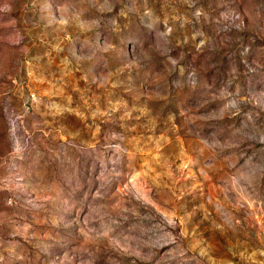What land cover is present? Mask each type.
Instances as JSON below:
<instances>
[{"label":"rangeland","instance_id":"374dc122","mask_svg":"<svg viewBox=\"0 0 264 264\" xmlns=\"http://www.w3.org/2000/svg\"><path fill=\"white\" fill-rule=\"evenodd\" d=\"M0 264H264V0H0Z\"/></svg>","mask_w":264,"mask_h":264}]
</instances>
